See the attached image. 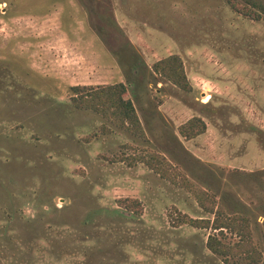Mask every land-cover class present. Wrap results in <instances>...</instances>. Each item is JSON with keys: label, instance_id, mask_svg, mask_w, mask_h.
<instances>
[{"label": "rangeland", "instance_id": "obj_1", "mask_svg": "<svg viewBox=\"0 0 264 264\" xmlns=\"http://www.w3.org/2000/svg\"><path fill=\"white\" fill-rule=\"evenodd\" d=\"M232 1L260 20L227 0H0V264H243L210 253L211 230L176 226L213 217L128 165L149 153L245 215L264 264V0ZM127 40L145 65L130 84ZM171 55L191 93L150 75ZM118 83L144 138L70 102L72 86ZM192 117L206 131L185 141Z\"/></svg>", "mask_w": 264, "mask_h": 264}, {"label": "trees", "instance_id": "obj_2", "mask_svg": "<svg viewBox=\"0 0 264 264\" xmlns=\"http://www.w3.org/2000/svg\"><path fill=\"white\" fill-rule=\"evenodd\" d=\"M227 3L234 12L255 21L260 20L261 15L258 12L240 7L232 0H227ZM121 49L129 55V57L118 55L120 58L118 59L120 65L127 71V82L130 84L131 79L136 78V68H145V65L128 40L125 41L124 47ZM149 73L180 91L185 93L193 91L184 72L182 60L177 55H171L155 62ZM70 92V102L75 108L91 110L104 119L114 122L116 127L130 135L139 138L145 137L134 104L126 98V85L118 83L99 86H72ZM205 131L206 124L199 117L190 118L177 129L178 135L185 141L193 140L204 134ZM127 160L129 166L139 161L162 179L185 189L194 197L198 206L213 217L212 219H191L186 215H180L176 219V226L188 225L194 229L211 230L212 233L208 236L206 242V248L210 253L222 258L224 261L240 257L244 260L243 264H257L260 262L262 256L252 244L251 223L245 215L237 212L227 214L217 196L197 188L182 172L157 153H149L146 156L137 158V160ZM119 203L128 211L138 214L139 204L137 201L124 200ZM224 231L230 235H235L238 242L233 245L223 243L219 235L223 236Z\"/></svg>", "mask_w": 264, "mask_h": 264}]
</instances>
